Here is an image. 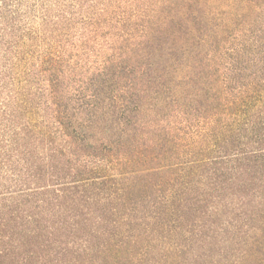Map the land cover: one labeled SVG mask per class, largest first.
<instances>
[{"label": "trees", "instance_id": "obj_1", "mask_svg": "<svg viewBox=\"0 0 264 264\" xmlns=\"http://www.w3.org/2000/svg\"><path fill=\"white\" fill-rule=\"evenodd\" d=\"M0 264H264V0H0Z\"/></svg>", "mask_w": 264, "mask_h": 264}]
</instances>
